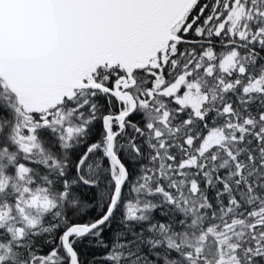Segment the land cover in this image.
<instances>
[{
    "label": "snow or ice",
    "instance_id": "obj_1",
    "mask_svg": "<svg viewBox=\"0 0 264 264\" xmlns=\"http://www.w3.org/2000/svg\"><path fill=\"white\" fill-rule=\"evenodd\" d=\"M0 264H264V0H0Z\"/></svg>",
    "mask_w": 264,
    "mask_h": 264
},
{
    "label": "trees",
    "instance_id": "obj_2",
    "mask_svg": "<svg viewBox=\"0 0 264 264\" xmlns=\"http://www.w3.org/2000/svg\"><path fill=\"white\" fill-rule=\"evenodd\" d=\"M90 258H91L90 255L87 252H85V259H90Z\"/></svg>",
    "mask_w": 264,
    "mask_h": 264
}]
</instances>
